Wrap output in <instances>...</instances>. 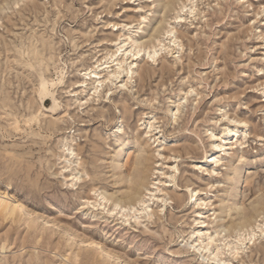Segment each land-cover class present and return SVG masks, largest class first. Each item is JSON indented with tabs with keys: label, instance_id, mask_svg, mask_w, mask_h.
<instances>
[{
	"label": "rangeland",
	"instance_id": "rangeland-1",
	"mask_svg": "<svg viewBox=\"0 0 264 264\" xmlns=\"http://www.w3.org/2000/svg\"><path fill=\"white\" fill-rule=\"evenodd\" d=\"M0 193V264H264V0H0Z\"/></svg>",
	"mask_w": 264,
	"mask_h": 264
},
{
	"label": "bare ground",
	"instance_id": "bare-ground-1",
	"mask_svg": "<svg viewBox=\"0 0 264 264\" xmlns=\"http://www.w3.org/2000/svg\"><path fill=\"white\" fill-rule=\"evenodd\" d=\"M127 41L131 42L132 47H136L139 49L137 53L141 52L142 50L148 49V45H145L142 42H139L137 40H134L131 35L128 36ZM130 74H133V72H131ZM53 84L54 83L52 82L51 85ZM53 96H54V93L51 91L49 87H46L42 90V92L40 93V97H41V103H42L43 109L46 108V106L44 105V101L48 98L52 100ZM42 114H43L42 109L39 110L37 113L30 114V116L26 119V125L31 126V124L33 125L37 123L39 121V118L42 116ZM237 122L240 124H247V122H241V121H237ZM14 125L16 129H19V122L17 120H15ZM118 133L119 134L122 133L121 125L118 127ZM150 133L151 131L147 132L146 134L147 137L150 136ZM231 134L233 138H235L237 132L230 131V128H228V130L226 131L227 137ZM123 138L124 137L122 136L117 137L116 140L114 141L115 142L114 147H110V152L113 151V153H116V155L114 156V163H113L114 166H121V167L125 166L124 161H125V155H126L128 143L126 142V140H123ZM216 147H219V146H216ZM220 147L222 148V146ZM68 151L69 153H72V154L75 153L74 149H68ZM64 157L67 162L71 163L70 160L66 158V156ZM214 157H215L214 154L212 156H207V158L209 159H213ZM148 161L149 159L145 157L135 158L130 192L125 197L129 205H132L133 203H139V199H140L139 197H140L141 191L143 188H145V185H146L145 172H147L148 168L145 163H147ZM77 163H78L77 166L80 167L81 163L80 162H77ZM69 165L70 167L72 166V164H69ZM70 167L67 166L66 168H70ZM78 174H80V172H78ZM81 179H82V176L81 177L74 176L72 178V182L74 185H76L78 181H80ZM102 199L104 202H107V203L111 200V198H108L107 196H103ZM114 202H115V205H114L115 209H118V208L122 210L124 209L123 206H121L122 199L116 200ZM101 205H104V204H101ZM23 208H24V205L20 201L13 200L12 197L8 196L7 194L3 195L2 193H0V216L1 217H4L5 219H14L19 214L22 213ZM239 227L240 229L241 228L244 229L246 228V224L239 226ZM250 239L252 240V237H250ZM90 242L94 246L100 247L108 256H110V258H115L116 255H114L110 250L105 249L103 246H101L99 242H96L95 240H90ZM204 242H205V245L203 246V249L209 250V249H212L211 247L215 244L216 240L214 239V236L211 233L205 236ZM216 248H217V254H214V259L218 258V252L220 251L219 247H216Z\"/></svg>",
	"mask_w": 264,
	"mask_h": 264
}]
</instances>
